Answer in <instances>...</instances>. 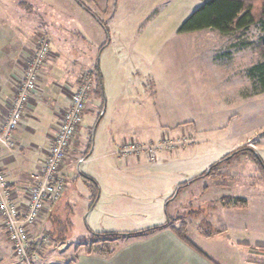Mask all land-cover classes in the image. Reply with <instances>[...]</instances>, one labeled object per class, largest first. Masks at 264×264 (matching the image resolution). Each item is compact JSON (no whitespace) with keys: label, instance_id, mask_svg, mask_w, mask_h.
<instances>
[{"label":"rangeland","instance_id":"1","mask_svg":"<svg viewBox=\"0 0 264 264\" xmlns=\"http://www.w3.org/2000/svg\"><path fill=\"white\" fill-rule=\"evenodd\" d=\"M19 1L0 0V14L15 18L23 9ZM36 1V16L29 20L28 30L24 28L28 38L22 36L23 41H17L11 36V43L28 47L20 79L38 50V41L45 38L51 44L36 91L41 93L37 116L52 108L57 96L54 89L63 84L62 74L73 72L77 80L83 75L93 77L86 111L91 115L84 120L86 125L67 157L74 149L73 166L66 172L67 190L58 202L54 220L45 226L46 234H41H48L51 243L44 246L46 253L39 263L78 264L89 255L110 259L122 245L93 244L96 239L91 232L129 237L141 228L163 225V219L173 211L171 202L179 190L174 187L182 174L204 173L198 177L201 179L211 173L214 184L234 182L236 187L253 188L248 194L249 220L261 230L252 229L251 235L264 245V87L251 74L264 62V32L258 27L230 35L213 29L180 32L203 0ZM94 45L102 47L98 54L106 113L96 130L91 159L79 165L104 108V99L96 92L97 58L91 64L84 60L86 50L96 48ZM149 73L153 76H147ZM63 87L66 89L65 84ZM75 90L65 91L72 98ZM15 95L6 101L7 110ZM185 114L193 122L180 128L182 135L162 126ZM115 125L116 131L128 136L111 154ZM126 159L145 164L133 166ZM226 169L234 172V177H222L220 170ZM196 197L193 195L194 202L180 211L189 219L182 224L197 231L199 224L201 230L208 231L211 218L208 211L197 208ZM228 199L234 206L241 204L238 199ZM36 227L30 230L34 240ZM126 242L123 248L129 246Z\"/></svg>","mask_w":264,"mask_h":264},{"label":"crops","instance_id":"2","mask_svg":"<svg viewBox=\"0 0 264 264\" xmlns=\"http://www.w3.org/2000/svg\"><path fill=\"white\" fill-rule=\"evenodd\" d=\"M19 3L22 5L23 9L15 14L16 20L11 14L9 16L0 14V128L7 120L9 112V109L7 110L6 108V101L17 92L18 86L20 85V77H22V71L25 67L21 68V64H26L22 62V60H25V57L29 53L28 47L24 43L20 42L18 45L16 43L12 46L11 36H14L17 41H23L21 37L24 36L26 40L28 36L25 32L28 30V22L32 17L36 16L37 11L34 7L37 3L36 0H20ZM24 28H27V30H24ZM32 29L33 28L30 30L32 31ZM92 44L95 43L93 42ZM11 46L15 48L12 49ZM94 47H96L93 48L94 50H86L84 54V60L89 64H91V61L95 57L97 58L98 52L102 50L100 45H94ZM90 71H93V69H89V72ZM58 74L61 75L62 73L58 72ZM147 76L153 75L149 73ZM77 78L78 77L73 75V72L69 74L66 72L61 75L63 84L57 85L58 89H54L55 95L57 96H55L53 100V106L41 113L42 116L40 117L37 116V114H39L37 108L39 104L37 106L36 103H40L39 95L41 93H34L30 98L23 121L19 129L14 133L16 145L14 152L11 153L5 148L0 147V159L2 160L4 172L11 181L12 187L17 193L18 202L22 207H26L29 203V186L31 178L38 174L42 168L59 131L62 114L70 106V93L77 89L76 87L80 84L81 80H77ZM158 80L160 81V79ZM152 81L157 84L156 80ZM136 83V87H140L138 81ZM64 84L66 89L63 87ZM65 90H69L70 93ZM92 101L93 100L90 99V102ZM90 115L91 111L88 110L85 119H89L88 116ZM192 122L193 120L191 117L185 114L181 119H177L170 124H162V126L164 125L166 128L172 129L175 133L182 135L183 129L180 128L185 125H190ZM84 125H86L85 121L82 128H84ZM116 130L117 127L115 125V127L111 129L112 137L109 147L111 154H114L119 145H121L128 136V133L122 130ZM162 135L163 134L160 136ZM192 146L194 145L190 147ZM73 151L74 149L67 160V168L73 166ZM90 159L91 157L88 160ZM85 161L86 160H82V162ZM127 162L133 166L145 164L144 162H137L134 159L127 160ZM220 172L224 173L222 177H227L228 179L234 177V172L228 169L220 170ZM202 174L204 173H200L199 176L198 174H182V179L179 177L177 178V187H174V189H179V186L187 184L188 182L189 185L179 189L174 200L172 202L169 201L173 203V211L171 215L168 213V217L165 216L166 218L163 219V225L168 221L170 223L174 220L177 223H173L164 229L145 234H142V232L147 229L141 228L135 231L138 233L135 236H122L118 238L114 243H116L117 247L119 245L122 246L110 259H103L99 256L98 258H94V256L92 257L89 255L87 257H82L80 263L264 264V245L257 243L258 241H255L256 236H254V234L251 235L252 229L257 230V232L261 230L260 226H258V229V227L249 220L251 205L248 201V194L249 189L253 188H244V185L242 188L236 187L234 182L225 183L223 181H218V184H214L215 181L211 173L198 179ZM210 182L213 184H210ZM193 195H197V208L206 210V212L208 211L206 215L208 218H211L208 223V231L201 230L199 224L198 231L192 225L188 226L182 224V221L186 223L189 219L187 220L184 217L186 212L182 214L180 211L184 210L185 206L187 207L188 202H194ZM228 198L238 199L241 204L234 206ZM57 208L58 204H52L47 207L41 222L37 225L39 228L34 229L35 231L38 230L36 237L45 233V226L48 222L54 220L53 214L56 213ZM179 223L180 226H177ZM159 226H162V224L153 225L149 227V229ZM262 230H264V227H262ZM182 232H185V234ZM124 241H128L125 243L129 245L127 248H123ZM40 261L42 260H37L35 263L41 264L39 263ZM0 264H23L15 258L1 215Z\"/></svg>","mask_w":264,"mask_h":264},{"label":"built area","instance_id":"3","mask_svg":"<svg viewBox=\"0 0 264 264\" xmlns=\"http://www.w3.org/2000/svg\"><path fill=\"white\" fill-rule=\"evenodd\" d=\"M37 46L38 50L31 57L13 97L7 120L0 128V147L11 153L16 148L14 133L23 121L31 96L38 90L42 68L50 58L51 44L48 39H40ZM92 90L91 77L83 75L72 95L69 108L62 114L59 131L42 168L31 178L29 203L26 207L18 202L17 193L0 159V215L15 258L23 264H34L40 258L38 251L29 253L34 243L30 230L39 224L47 207L58 204L65 194V162L84 123ZM124 158H127L126 155ZM41 243L47 246L51 240L45 238Z\"/></svg>","mask_w":264,"mask_h":264},{"label":"trees","instance_id":"4","mask_svg":"<svg viewBox=\"0 0 264 264\" xmlns=\"http://www.w3.org/2000/svg\"><path fill=\"white\" fill-rule=\"evenodd\" d=\"M88 12L92 14L93 17L101 25L106 26V24L102 22L101 20H99L98 16L93 14L91 10L88 9ZM252 27L253 28L258 27L261 31L264 32V0H203V4L183 24V26L180 29V32L187 33V32L202 31L206 29H213V30L220 32L223 35H230L235 32L246 33ZM97 74H98V79L96 80L97 82L96 92L99 94L101 98L104 99V95H103L102 88H101V74L98 71H97ZM251 74L254 75L256 79L261 83V86L264 87V62L255 66L251 70ZM92 79L93 77H91V80ZM93 129H92V133H91L90 140H89V150L88 152H86L83 160H88L92 156V155L89 156V152L91 150V147L93 146V136H92ZM67 160L68 159H66V162ZM67 169L68 168L66 166L65 180H66ZM83 179H89V178L87 177L85 178L84 176ZM66 184H67V180H66ZM188 185L189 183L179 186V189L183 187H187ZM96 202H97V198L95 199L93 206L95 205ZM171 224H172V221L170 223L168 221L166 222V224L159 226V227L150 228L142 232V234L164 229ZM91 235L94 237V239H96L93 241V244L97 243V241L114 243L118 238L125 236L124 234H121V233L120 234H115V233L93 234L92 232H91ZM47 236L46 237L42 235L37 236L36 239L34 240L33 245L29 249V253L31 254L35 251H38L39 255L43 256L47 248L44 247L41 242L45 238L50 239V237H47ZM82 246H85V244H82Z\"/></svg>","mask_w":264,"mask_h":264},{"label":"water","instance_id":"5","mask_svg":"<svg viewBox=\"0 0 264 264\" xmlns=\"http://www.w3.org/2000/svg\"><path fill=\"white\" fill-rule=\"evenodd\" d=\"M100 59H101V55L98 54V57H97V61H96V65H97V69L99 70V73H100ZM101 88H102V92H103V95H104V108H103V111L96 123V125L94 126V129H93V140H94V137H95V134H96V130H97V127H98V124L100 123V121L103 119V117L105 116V113H106V97H105V91H104V85H103V80L101 78ZM255 156L259 159V161L261 162L260 160V157L257 153H255ZM92 155L91 153L89 154V156ZM82 163V161L79 163V165ZM262 163V162H261Z\"/></svg>","mask_w":264,"mask_h":264}]
</instances>
